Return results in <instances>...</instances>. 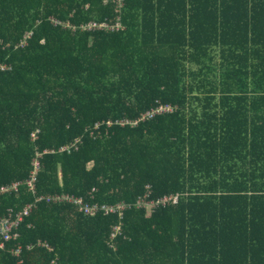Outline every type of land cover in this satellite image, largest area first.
Wrapping results in <instances>:
<instances>
[{"label":"trees","instance_id":"16d2710c","mask_svg":"<svg viewBox=\"0 0 264 264\" xmlns=\"http://www.w3.org/2000/svg\"><path fill=\"white\" fill-rule=\"evenodd\" d=\"M14 183L0 264H264V0H0Z\"/></svg>","mask_w":264,"mask_h":264},{"label":"built area","instance_id":"2783aa9c","mask_svg":"<svg viewBox=\"0 0 264 264\" xmlns=\"http://www.w3.org/2000/svg\"><path fill=\"white\" fill-rule=\"evenodd\" d=\"M120 2V5H123L124 0H118ZM101 25H97L96 23L91 24L90 27H98ZM163 110H170L169 107H161L160 109L156 110V111H152L146 114L147 117H152L155 113L161 112ZM39 166V162L35 161V167L38 168ZM19 183H14L12 185L11 188H1L0 191H9L11 189H17ZM29 185L31 187H33L32 182H29ZM55 201L58 202H69V203H74V204H79L82 206V210L86 213V214H90L92 213L94 210H96V206L92 207L89 205H83L82 204V200L79 199H75L69 195H62V196H57L55 199ZM173 201L176 202L177 198L174 197H165L163 198L162 201H160L159 203H167L168 201ZM124 206L123 205H119L117 207H103V209H105L107 212H115L117 210H121L123 209ZM32 206L29 205L27 206L22 212L16 214L14 217L11 216V218H5L1 221L0 224V247L3 248L4 246V242L6 241H10L14 238H16L18 236V234L16 233V230L19 226V223L23 220L24 216H27L29 214V212L31 211ZM15 255H19L20 254V249H16L14 250Z\"/></svg>","mask_w":264,"mask_h":264}]
</instances>
